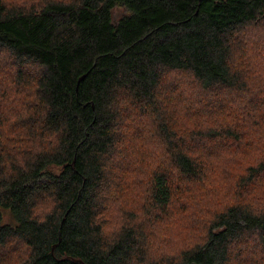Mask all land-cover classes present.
<instances>
[{"label": "trees", "instance_id": "trees-1", "mask_svg": "<svg viewBox=\"0 0 264 264\" xmlns=\"http://www.w3.org/2000/svg\"><path fill=\"white\" fill-rule=\"evenodd\" d=\"M263 51L264 0H0V264H264Z\"/></svg>", "mask_w": 264, "mask_h": 264}, {"label": "rangeland", "instance_id": "rangeland-1", "mask_svg": "<svg viewBox=\"0 0 264 264\" xmlns=\"http://www.w3.org/2000/svg\"><path fill=\"white\" fill-rule=\"evenodd\" d=\"M15 1H17V0H15ZM112 13H113V18L117 19L119 16L124 14L125 11H124L123 8L115 7L113 9ZM255 42H256L255 44H257V43H259V44L257 46H254V47H247V49L253 50V52L260 51V47L263 46V43L261 41L256 40V39H255ZM250 56H251L250 52L239 54V57H242L243 59H245L248 62L250 61ZM1 62H0V68L4 67L3 61H1ZM255 68H256L255 64L254 63L252 64V62H250L249 68L245 67V69L243 71H244V73L246 71L249 80L253 81L255 84L261 85L262 88H264V77H263V75L261 73L257 72V70ZM182 81L188 82V81H190V79H188L187 77L185 78V76H183V75H176V74L174 75L173 73H170V74L166 75L165 78H163V81L161 83H163V85L165 87L164 89H166V88H171L172 84L173 85H177V84H180ZM181 84H183V82ZM226 92H228V91H222L221 94L223 95ZM204 96H206V99H211L210 95H208V94H206ZM238 96H237V98H238ZM231 98H232V96H231ZM262 98H264V96H262ZM117 160H119V159H117ZM3 212H6L4 214L5 215V220L7 222H11L12 223V219L9 216L8 211L4 210ZM181 222H182V220H181Z\"/></svg>", "mask_w": 264, "mask_h": 264}]
</instances>
